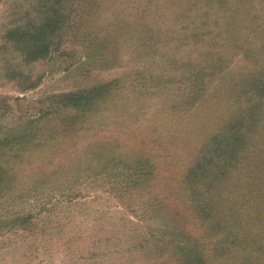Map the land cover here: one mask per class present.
Masks as SVG:
<instances>
[{"label": "rangeland", "instance_id": "rangeland-1", "mask_svg": "<svg viewBox=\"0 0 264 264\" xmlns=\"http://www.w3.org/2000/svg\"><path fill=\"white\" fill-rule=\"evenodd\" d=\"M50 4L0 0V264H264V0Z\"/></svg>", "mask_w": 264, "mask_h": 264}, {"label": "trees", "instance_id": "trees-1", "mask_svg": "<svg viewBox=\"0 0 264 264\" xmlns=\"http://www.w3.org/2000/svg\"><path fill=\"white\" fill-rule=\"evenodd\" d=\"M68 1V0H66ZM60 2V3H59ZM63 0H50V6L49 7H55L57 5L62 4ZM71 4H73L74 2H76V0H70ZM91 2V0H90ZM89 5V4H87ZM94 7V6H93ZM92 7V8H93ZM84 10H86V12H83ZM74 14H76L78 16V19H73L71 26H70V30L69 33L68 30L66 31V33L64 34V38L63 41L66 39L69 40L68 37H70V35H80L82 38V42H89V46L92 47L95 44L100 45L104 48H107L108 46L112 45V44H117L115 43L117 38L115 37L116 34H111V32H108V35L102 36V35H97V32L99 30H97V28H95L94 25L89 26L87 24V22H92V20L87 21V17L86 16H92L93 13L92 11H90L89 9L87 10V8H79V9H73ZM73 14V15H74ZM51 16L52 13H48V15L46 16V18L44 20H51ZM49 22V21H48ZM47 22V23H48ZM85 23V24H84ZM45 23H42L41 25H39L37 28H43L45 25H43ZM117 30V29H116ZM9 32V31H8ZM7 32V35H8ZM102 37V40H99V38ZM97 38V39H96ZM6 43L7 44H15L14 41L10 36L5 37ZM17 42V41H15ZM18 43V42H17ZM37 43L39 44L40 47L44 46L43 49H46L49 45V43L45 42L43 39L38 38L37 39ZM29 44L27 43V46ZM18 46H20V43H18ZM103 55V54H101ZM115 56V54H114ZM32 60V59H31ZM36 60V59H34ZM117 81H115V83L113 84L114 86L109 85H102L96 88H92V89H86V90H74V91H67L64 92L60 95H56V96H52V98L50 99L51 105L52 107H50V111L49 113H40L41 115L37 118L34 119V117L32 118H28V123L29 124H34V123H38L40 124L41 122H43L44 119H50L49 114H53L54 111L53 110H59L60 109V104L61 106H66L69 109H73L75 110L73 112V117H71L70 122L68 123L69 126V130H67L68 132H74L75 130V124L77 123V120H79L80 123H82L81 121L83 120V122H85L87 120L84 119L83 117H89L90 113L94 112L95 109L97 111H99V108H93L92 106V101L93 99L96 98H101L104 97L107 93V97H109L111 95V88L110 87H115L116 85H118ZM83 100H85V102H82ZM89 103L90 105L88 106ZM46 108V107H45ZM13 110V107L9 104H5L4 106H0V117H2L4 114L9 113L10 111ZM45 110V109H44ZM52 119V118H51ZM50 119V120H51ZM66 128H67V124L65 123ZM36 128H40V126H35ZM17 140L16 138H10V137H5V139L0 141V144L2 145V148L4 149V145L6 144V142H10L12 143L13 140ZM21 139H19L20 141ZM1 156V155H0ZM206 179V178H205ZM203 180L204 182H206V180ZM199 246V245H198ZM227 250H229V248H227ZM225 254V251H222L220 253V258ZM187 264H199V262H193V261H188ZM206 264H221V262H217V260H213L211 262H207ZM223 264H231L229 262H224ZM235 264V263H234Z\"/></svg>", "mask_w": 264, "mask_h": 264}]
</instances>
